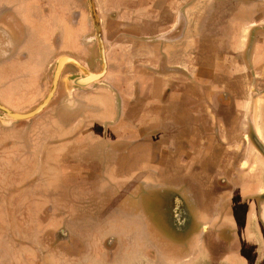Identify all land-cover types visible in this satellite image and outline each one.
<instances>
[{"label": "crops", "instance_id": "obj_1", "mask_svg": "<svg viewBox=\"0 0 264 264\" xmlns=\"http://www.w3.org/2000/svg\"><path fill=\"white\" fill-rule=\"evenodd\" d=\"M93 2L100 82L56 90L36 139L0 115V264H264V0ZM86 3L0 0L9 108L92 45Z\"/></svg>", "mask_w": 264, "mask_h": 264}, {"label": "rangeland", "instance_id": "obj_2", "mask_svg": "<svg viewBox=\"0 0 264 264\" xmlns=\"http://www.w3.org/2000/svg\"><path fill=\"white\" fill-rule=\"evenodd\" d=\"M87 7H88V4H87ZM89 19H90V21L92 23V19H91L90 14H89ZM87 37H89V39H87L86 41H88V42L92 41V45H90L89 48H88L90 54L85 55V52H84V54L80 53L77 56L72 55V57L75 58L85 68H88L87 65L89 63H91L93 65V67H96L97 69L100 70V69H102L103 64H102L101 56H100V53H99V47H98V44H97V39H96V36H95L94 27H93V34L91 36H87ZM81 47H82L81 50L85 51L87 46H86V44L85 45L83 44ZM89 55H91V58L93 59L94 63L88 61ZM57 59L56 60H52V62L50 63V65L47 68L46 76L44 77V79H42V85L44 86V88H27L28 91H29V98H27V99H29V100L24 104V108L22 110L11 109L12 111L19 112V113H25V112L31 111L32 109L36 108L44 100V98L48 95V93H49V91L51 89V85H52V81H53V71L55 69V65H56ZM96 60L98 61L97 62L98 63L97 66H95L96 65L95 64ZM91 64H89V65H91ZM66 65L67 66L65 67V70L63 71V74H61L60 82H61V84H66L67 85L68 84V79H69V76H70L67 73H68V70H70V68H72V66H71L72 64L67 63ZM64 89L69 93L71 90H73L75 88H64ZM42 112H40L35 117L30 118L28 120L14 121V122H18L17 124L21 125V126L24 125V128H26V130H29V134L32 136L31 139H36L38 134L41 133V128L43 127V124H44V121L42 119L43 117L41 116ZM0 115H1V111H0ZM36 141L37 140H35L33 142L37 143ZM34 143H32V144H34ZM31 148L32 147H30V149ZM25 183L26 182H23L22 184H25ZM13 191H14V194H15L14 197H15V202H16L18 200V197H17L18 195L17 194L21 191V189L20 188H16ZM160 212H162V211L160 209L159 210L157 209V213H160ZM153 216H154V218H157V214H156L155 211L153 212ZM158 216H159V214H158ZM171 232H170V230L169 231H167V230L163 231L162 229H159V233L157 232V235H159V239H160L161 242H165L164 241V239H165L164 236L162 238L161 235H165L166 236V233L171 234ZM175 239L177 240V238H175ZM169 240H170L169 244H173V240L172 239H169ZM104 245L107 246L108 244L104 243ZM159 253H161L160 250H159ZM168 257L177 258V255H175V254H173V252H171Z\"/></svg>", "mask_w": 264, "mask_h": 264}, {"label": "flooded vegetation", "instance_id": "obj_3", "mask_svg": "<svg viewBox=\"0 0 264 264\" xmlns=\"http://www.w3.org/2000/svg\"><path fill=\"white\" fill-rule=\"evenodd\" d=\"M10 47L11 46H8V49H10ZM87 47H88V45H87ZM9 52L6 55L4 54V56H6L8 58V60L4 59L3 62H1V63H5L6 64L7 71H8V73H10V75L12 73L14 74L15 72H17V73H22V71L25 72L27 69L30 70V71H28L30 73H34L36 71L34 69L35 68L34 64L36 62L31 60L30 62L27 63V61L25 62V60L20 59L18 57L16 59H14L13 57L16 56V55H14L12 52H10V53ZM85 52H86L85 53L86 55L90 54L88 49H85ZM63 55L72 57L69 54H59L54 60H56L58 57H61ZM88 61L94 63L93 59L91 58V55H89ZM97 62L98 61L96 60V63H95L96 65L95 66H97V64H98ZM69 64H72L71 65L72 68H70V70H68V73H67L68 75H70L69 79H68V84L67 85L66 84H61L60 78H59V82H58V85H57V92H58V94H60V96H63L64 101H68L69 100L68 98L70 96L69 93L64 88H68V87H71V88L73 87L74 88V87H76L79 84V81H80V80H78V77H81V76H84V75L87 74V72H85L84 70L80 69V67L77 66L76 64H74V63H69ZM89 64H91V63H89ZM89 64L87 65L88 68H86V69L88 71H90V72L99 73L102 70V69L99 70L96 67H93L92 64L91 65H89ZM66 66L67 65L64 66L61 74H63V71L65 70ZM45 76H46V74H45ZM45 76L40 77L38 79V84H37L38 88H44V86L42 85V79H44ZM60 77H61V75H60ZM29 88H35V86L32 84V82H31ZM78 88H80V87H78ZM6 89H7V91H4V92L1 93L2 94V99L0 98L1 99L0 102L3 103L6 107L9 108L8 101H10V98L8 97L9 94L6 93V92H8V88H6ZM18 89H20L21 91L18 92V93L15 92L17 94V96H15V100L13 102H10V103H13V105L20 104L21 106H24V104L29 100V99H27V98H29V91H28L27 88H18ZM3 98L6 99V100H8V98H9V100L6 102V100H4ZM57 106H58V103H57ZM10 109H12V108H10ZM26 131L28 132L29 130H26V128H24V130L22 131L23 132L22 134L25 135V136L27 135ZM32 143H34V142L31 141L30 146L33 145ZM254 144L264 154V148L261 145H259L258 142H256V141H254ZM160 192H158V200L160 202L159 203L160 204L159 207L161 208V210L163 212L171 213V211H173L172 210L173 208L174 209H178L177 211L181 210V208H176L175 205L172 203V196L173 195L170 193V190H167V191L166 190H161ZM262 196H264V192L262 193ZM183 212H184V210H183ZM147 261L148 260L146 259L145 260V264L148 263Z\"/></svg>", "mask_w": 264, "mask_h": 264}, {"label": "water", "instance_id": "obj_4", "mask_svg": "<svg viewBox=\"0 0 264 264\" xmlns=\"http://www.w3.org/2000/svg\"><path fill=\"white\" fill-rule=\"evenodd\" d=\"M88 8H89V14L92 19V24L95 29V36L97 39V44L99 47V53L102 60V70L99 73H93L88 71L83 65H81L77 60L70 56L63 55L59 57L56 61L55 69L53 71V81L51 85V89L48 93V95L44 98V100L34 109L31 111L25 112V113H19L12 111L2 103H0V111H1V118L4 120L5 123L13 122V121H22V120H28L30 118L35 117L37 114L42 112L46 106L49 104V102L52 100L56 90L57 85L59 82V78L61 75V72L64 68V66L67 63H74L77 66H79L82 70L87 72L86 75L78 77L79 84L76 87H80L81 89H85L87 86H90L91 84L98 82L104 75V72L106 70V59H105V50H104V44H103V37H102V30L99 18L97 16V12L95 9V5L93 0H87Z\"/></svg>", "mask_w": 264, "mask_h": 264}]
</instances>
